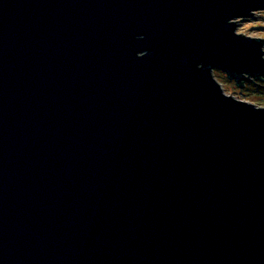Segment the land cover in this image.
Listing matches in <instances>:
<instances>
[{"label": "water", "instance_id": "obj_1", "mask_svg": "<svg viewBox=\"0 0 264 264\" xmlns=\"http://www.w3.org/2000/svg\"><path fill=\"white\" fill-rule=\"evenodd\" d=\"M264 0H0V264H264Z\"/></svg>", "mask_w": 264, "mask_h": 264}, {"label": "rangeland", "instance_id": "obj_2", "mask_svg": "<svg viewBox=\"0 0 264 264\" xmlns=\"http://www.w3.org/2000/svg\"><path fill=\"white\" fill-rule=\"evenodd\" d=\"M237 20V33L264 39V9L248 17V19L240 18ZM213 76L222 86L226 95H232L239 100L253 103L258 107H264V83H246L245 86L239 88L234 80L228 79L227 75L219 69L213 71Z\"/></svg>", "mask_w": 264, "mask_h": 264}, {"label": "flooded vegetation", "instance_id": "obj_3", "mask_svg": "<svg viewBox=\"0 0 264 264\" xmlns=\"http://www.w3.org/2000/svg\"><path fill=\"white\" fill-rule=\"evenodd\" d=\"M259 83H264V80H262V81H258Z\"/></svg>", "mask_w": 264, "mask_h": 264}, {"label": "trees", "instance_id": "obj_4", "mask_svg": "<svg viewBox=\"0 0 264 264\" xmlns=\"http://www.w3.org/2000/svg\"><path fill=\"white\" fill-rule=\"evenodd\" d=\"M258 84H260V83H258Z\"/></svg>", "mask_w": 264, "mask_h": 264}]
</instances>
